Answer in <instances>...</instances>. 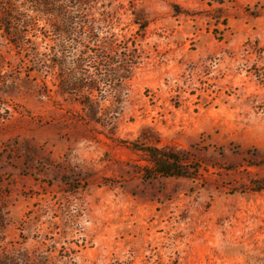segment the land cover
<instances>
[{"label": "rangeland", "instance_id": "rangeland-1", "mask_svg": "<svg viewBox=\"0 0 264 264\" xmlns=\"http://www.w3.org/2000/svg\"><path fill=\"white\" fill-rule=\"evenodd\" d=\"M78 6L139 65L87 110L0 32V264H264V0Z\"/></svg>", "mask_w": 264, "mask_h": 264}, {"label": "trees", "instance_id": "trees-1", "mask_svg": "<svg viewBox=\"0 0 264 264\" xmlns=\"http://www.w3.org/2000/svg\"><path fill=\"white\" fill-rule=\"evenodd\" d=\"M81 0H34L38 16L20 0H0L1 38L20 58L18 74L23 69L28 77L36 73L43 79L46 93H51L47 80L63 95L73 97L84 109L99 106L95 99L105 89L121 88L132 78L139 59L132 62V52L123 47L115 35L103 34L86 19ZM47 18L49 27H40ZM148 176L195 178L178 154L157 148L149 149Z\"/></svg>", "mask_w": 264, "mask_h": 264}]
</instances>
